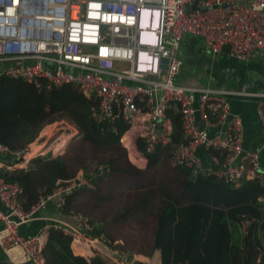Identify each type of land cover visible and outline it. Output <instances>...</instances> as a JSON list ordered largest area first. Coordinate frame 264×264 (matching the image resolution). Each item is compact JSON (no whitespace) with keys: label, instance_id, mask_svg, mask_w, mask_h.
<instances>
[{"label":"built area","instance_id":"built-area-1","mask_svg":"<svg viewBox=\"0 0 264 264\" xmlns=\"http://www.w3.org/2000/svg\"><path fill=\"white\" fill-rule=\"evenodd\" d=\"M184 34L200 36L212 53L227 45L229 55L239 60L263 56L264 0H0V75L70 83L84 95L98 97V119L109 122L121 116L128 125L120 140L127 134L137 148L140 138L143 151L137 150L144 157V152L166 145L174 160L194 172L205 169L236 185L243 179L264 183L258 151L243 146L242 119L232 112L231 90L207 86L195 98L194 88L176 81ZM256 95L264 135V92ZM169 107L181 113L185 142L172 141ZM226 119L224 132L208 131ZM37 136L18 148L0 141V169L26 167L36 155L62 153L61 148L48 151L54 138L47 142ZM210 146L227 154L221 161L212 154L213 166H205L198 149ZM110 170L100 162L85 174L57 180L51 192L29 207L21 201V183L0 173V247L9 264H45L43 247L51 227L71 236L75 253L74 243L87 245L88 253H78L86 258L163 264L160 256L140 259L114 247L85 214L69 210L71 221L41 213L51 199L64 207L67 195L92 186L95 175ZM35 219L43 222L36 231L19 232L21 224Z\"/></svg>","mask_w":264,"mask_h":264},{"label":"trees","instance_id":"trees-1","mask_svg":"<svg viewBox=\"0 0 264 264\" xmlns=\"http://www.w3.org/2000/svg\"><path fill=\"white\" fill-rule=\"evenodd\" d=\"M97 104L98 97L86 96L70 83L52 85L43 79L27 80L0 75V141L11 148L22 147L38 135L44 123L41 134L49 127L46 122L65 117L77 128L81 141L102 146L118 145L127 122L121 116L109 122L98 119ZM167 114L172 120V141H187L180 123V111L169 107ZM70 135L71 132L56 137L55 140L60 138L50 144L48 151L62 148ZM137 148L143 151L140 138ZM207 150L220 161L227 154L215 146ZM144 155L148 169L172 157L166 145H157ZM112 161L109 158L103 163L111 164ZM76 164L80 167L77 161ZM77 167L71 168L62 154H44L32 157L26 167H2L0 173L8 180L16 179L21 183V201L29 207L41 194L51 192L57 180L75 175ZM173 168L181 183L178 193L172 192L163 181L152 183L157 187L156 195L163 202L155 214L150 251L146 252L158 249L163 264L184 261L187 264L263 262L264 231L258 227V222L253 223L250 216L241 212L258 208L263 220L260 197L264 194V183L257 179H243L237 185L228 183L209 171L194 172L176 160ZM84 189V186L80 187L65 197L63 212L75 207L73 199H77L76 194ZM135 203L138 204V201ZM91 222L95 225V232H101V227L93 219ZM73 245L78 253H85L77 248L76 243ZM78 253L71 248L70 235L55 227L48 230L43 247L45 264H109L97 255L86 258Z\"/></svg>","mask_w":264,"mask_h":264},{"label":"rangeland","instance_id":"rangeland-1","mask_svg":"<svg viewBox=\"0 0 264 264\" xmlns=\"http://www.w3.org/2000/svg\"><path fill=\"white\" fill-rule=\"evenodd\" d=\"M253 58L257 60L244 62L245 72L248 77L258 79L264 84V57L257 55ZM46 123H49L46 132L41 134L44 123L38 134L40 137L44 136L47 142L59 134L71 132L60 150L71 168L77 167L76 161L80 164L75 174H85L92 170L95 163L113 159L109 164L111 170L95 176L92 186H85L86 190L77 193L78 198L73 199L75 207L68 211H77L93 219L114 247H119L126 253L149 252L155 214L163 202L161 197L156 195L157 187L152 184L153 181H163L174 193L180 191L181 183L173 168V157L163 159L148 169L146 157L139 154L142 162H138V157L135 156V160L132 159V155L138 153L135 145L129 149L121 140L118 145L111 146L81 141L76 127L65 117H56ZM70 125L75 128V133ZM55 201L57 200L51 199L48 203L52 205ZM241 213L250 215L247 211ZM254 214L251 221L255 224L258 222V227L264 231V219L257 218L261 211L255 210ZM262 249L264 252V238ZM262 259L263 262L258 261V264H264V254Z\"/></svg>","mask_w":264,"mask_h":264},{"label":"crops","instance_id":"crops-1","mask_svg":"<svg viewBox=\"0 0 264 264\" xmlns=\"http://www.w3.org/2000/svg\"><path fill=\"white\" fill-rule=\"evenodd\" d=\"M180 45L182 65L180 71L176 75V81L185 86L194 88L192 92L195 98L198 97L200 89L207 86L231 90L229 98L232 112L239 114L242 119L243 146L246 149L257 150L260 162L262 166H264V135L256 109L258 97L256 94L264 92V84L258 79L247 76L245 72L246 65L244 63L247 60L255 62L254 60L257 59L253 57L246 60L236 59L229 55L227 45H224L220 52L212 53L208 47H206L200 36H193L190 34H184L182 36ZM262 57H264V55ZM227 122L228 119L222 123L216 122L217 124H212L208 127V131L210 133L219 131L224 132L227 128ZM198 124L203 126L199 118ZM39 135L40 134H38L37 137H39ZM198 154L202 158L205 166H207L208 163L213 166L214 163L210 160L212 154H210L207 149H198ZM260 198L263 204L262 207H264V194ZM54 203L52 205L48 203L41 213L69 219L71 221L73 220L69 214H67L68 212L62 211V208L58 206L56 201ZM243 206H245V204L241 205V207ZM250 207L252 206L250 205ZM255 210L259 211L258 208L254 207L250 211H247L250 214L247 216L252 218V214L255 213ZM259 216L257 218H261V216ZM42 224V220L39 219L23 223L19 226V232L22 234H30L36 231ZM132 253L136 254L140 259L160 256L158 249H154L151 253L142 251L131 252V254ZM8 263L7 256L0 247V264Z\"/></svg>","mask_w":264,"mask_h":264},{"label":"bare ground","instance_id":"bare-ground-1","mask_svg":"<svg viewBox=\"0 0 264 264\" xmlns=\"http://www.w3.org/2000/svg\"><path fill=\"white\" fill-rule=\"evenodd\" d=\"M59 138H60V137H59ZM59 138H58V139H59ZM58 139L55 140L53 143H56V142L58 141ZM53 143H52V144H53ZM124 144H125V146L129 147V149H132V146L134 145V144H133V139H132L129 135H127V134L124 135ZM132 156H133V157H132L133 160H135V157H138V158H137V161H138V162H142V161L140 160V157H139V154H138V153H134ZM134 156H135V157H134ZM76 245H77V248H78L80 251H83V252H85V253H88V252H89V248H88L87 245H85V244H76Z\"/></svg>","mask_w":264,"mask_h":264},{"label":"water","instance_id":"water-1","mask_svg":"<svg viewBox=\"0 0 264 264\" xmlns=\"http://www.w3.org/2000/svg\"><path fill=\"white\" fill-rule=\"evenodd\" d=\"M195 6H196V4L194 3V4H192L191 8H194ZM187 9H188V8H187ZM164 60H166V58H164ZM134 141H136V139H135ZM202 172H205V169L202 170ZM8 264H9V263H8Z\"/></svg>","mask_w":264,"mask_h":264}]
</instances>
